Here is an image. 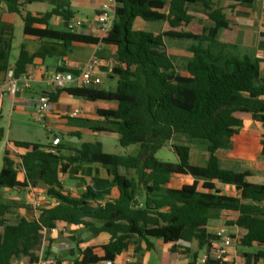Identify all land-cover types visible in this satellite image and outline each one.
I'll return each instance as SVG.
<instances>
[{
  "label": "trees",
  "instance_id": "16d2710c",
  "mask_svg": "<svg viewBox=\"0 0 264 264\" xmlns=\"http://www.w3.org/2000/svg\"><path fill=\"white\" fill-rule=\"evenodd\" d=\"M45 1L0 0V7L22 18L25 36L66 47L75 42L96 45L100 42L98 38L70 31L74 13L69 0H52L53 10L45 14L26 12L29 5ZM217 1H234L248 9L253 3V0H117L113 28L102 40L104 47L115 48L116 64L108 77L118 80L116 89H59L50 94V99L56 101L59 93L65 92L89 102L116 104L114 110H99L100 120L86 121V125L92 132L117 135L121 147L137 146L138 153L108 154L99 141L84 142L68 157L62 155L66 151L62 144L56 148V155L46 151L48 144L15 142L16 148L26 152L14 157L7 148L0 171V189L11 192L42 186L54 204L39 211L25 206L29 218H22L15 215L17 204L4 203L0 198V264H15L22 258L35 264L38 261L35 252L41 249L44 230L60 224L85 227L93 236H109L102 256L87 248L81 251V260L75 259L77 264L113 263L130 244L148 239L161 240L174 253L190 258V264H195L196 254L181 243L197 242L199 249L208 254L215 241L214 235L208 233V224L224 216L236 217L227 225L239 229V246L259 249L245 254L244 264L264 261V183L250 182L249 171L223 168L218 156L219 152L232 149V140L245 123L243 115L264 124V60L235 53L239 49L240 26L222 8H216ZM195 8H199L197 13L192 11ZM54 16L63 18V30L50 26ZM139 19L167 23L168 30L162 33L136 30L134 25ZM10 31L13 33L12 26ZM4 43L0 41V76L10 70L17 78L25 75L39 54L32 55L22 46L11 66L10 46L5 49ZM184 46L191 57L180 68L169 52ZM1 121L0 116V143L5 136ZM177 136L205 143L208 164L193 166L191 149L183 145L171 146L177 163L159 160L157 154ZM262 146L264 159V139ZM83 166H100L109 178L97 174L85 187L81 181L80 192L74 195L65 189L60 177L69 170L73 177ZM176 175L191 176L194 183L171 189L168 185ZM219 184L233 186L236 195L223 194ZM205 264L214 262L207 259Z\"/></svg>",
  "mask_w": 264,
  "mask_h": 264
},
{
  "label": "crops",
  "instance_id": "0c3cea01",
  "mask_svg": "<svg viewBox=\"0 0 264 264\" xmlns=\"http://www.w3.org/2000/svg\"><path fill=\"white\" fill-rule=\"evenodd\" d=\"M52 0H46L45 2L51 5ZM80 7L83 10L91 9L92 13L86 18H76L75 11L72 9V0H69L71 10L74 13V19L70 22V30L73 29L76 25L77 21H82V26L77 29L76 34L83 35L87 38L97 39L98 38V31L96 25L97 14L99 8L101 6L102 0H79ZM230 2L231 6L236 5L238 3L234 1H217L216 8H222L219 6V3ZM30 6V5H29ZM26 12L31 13L28 9ZM242 6H238L239 8ZM224 13L226 14V10ZM52 9L49 11L51 12ZM48 13V12H47ZM36 14H45L42 12L32 13ZM247 14V15H244ZM227 15V14H226ZM228 16V15H227ZM240 18L232 20L239 24L240 32L237 39V44H241L244 46H254L257 50L256 57L264 60V0H253L252 7L250 9L245 8V11L239 15ZM20 20L23 23L24 29V22L21 17L14 16L8 14L4 6L0 7V41L4 40L5 42H12L14 33H11L10 27L12 26L13 32L15 29V25L17 21ZM138 21V20H137ZM135 22L134 28L137 29V23ZM165 25V28L162 32L168 30V24L161 22ZM2 24L5 25V28L2 27ZM50 26L56 30H63L64 29V21L62 17L54 16L50 20ZM142 31V30H141ZM147 32V31H146ZM156 32V33H162ZM155 33V32H151ZM17 42V41H16ZM5 44V43H4ZM22 46H25L27 50L32 54H39V56L33 59L31 65L27 68L26 75L32 77V82L29 84V87L23 81L19 82V89L20 92L17 96H11L7 91L4 92L3 97L0 98V110H1V118L3 119L6 117L8 119L7 131L4 129V126L1 127L4 130V140L0 143L1 150H0V171L3 168V159L4 153L7 148L10 149L12 157L17 155L25 154V150L16 148L14 143L15 142H23V143H31L30 141H26L29 139H12L11 135L13 134V127H14V118L16 115L19 116H27L26 110H32V116L35 117V113L39 121V117L36 112V106L43 95L50 96V94H56L59 89L53 87L49 82L48 78L52 76V74L58 70H64L68 72L77 73L80 68L85 66V64L89 61L93 54L97 53V56L100 58L102 62L101 67V85L97 87L98 90H105L104 83L102 76H108L112 67L116 64L114 62V54L115 48L110 47H102L100 51H97V45L94 43H71L68 47L61 43H56L51 40H38L35 37L23 36L21 38L20 44H18V54L17 58L14 59V62L11 63L10 61V54H9V64L14 66L16 63L20 50ZM7 48V47H6ZM11 49V45H10ZM10 51V50H9ZM264 78V73L262 74ZM5 79V74L0 76V83ZM111 79V78H110ZM114 84L116 82L115 87H110L109 90L114 91L117 87L118 80L116 78H112ZM70 88H81L78 83L70 84L67 86L66 89ZM116 104L114 103H107V102H89L84 99H80L77 97L70 96L65 92L59 93L56 101H53L50 107V110L43 116V125H46L44 130L48 136V142L50 141V137L59 136L62 140V145L66 147V151H63L65 156L68 153L75 154V150H78L84 142H96L100 141L97 137L100 133L92 132L89 127L86 125V121L88 122H95L100 120L98 116L99 110H114L116 109ZM79 111L80 114L76 118H70V114L74 111ZM36 118V117H35ZM22 119V118H19ZM2 122V121H1ZM248 125V124H247ZM251 131L248 134L241 129H250ZM239 130V134L236 135L232 142L235 139H239L240 143L237 150H234L232 153L234 156L230 158L228 164L223 163V159L218 153L220 164L225 169H231L230 164L233 161L237 160H244L246 158L258 159L261 156V152L263 149L262 140L264 139V124L258 122H251L249 128H245V123L243 128ZM76 134H79L80 137H77ZM78 138V140L76 139ZM119 140V138H118ZM48 144V143H47ZM170 146L173 145H183L188 146L191 149V164L193 166L205 167L209 161V153L207 152V147L200 144H188V143H178L176 139L172 140L169 143ZM137 147V146H132ZM131 148V147H128ZM138 153V147L137 152ZM236 154V155H235ZM135 155H124V156H135ZM225 160V159H224ZM76 166L74 165L71 170H75ZM249 171V170H243ZM241 171V172H243ZM251 172V171H249ZM124 173V172H123ZM99 175L102 178H109L107 171L100 166H83L78 168L76 174L72 177V173L69 170L63 178H70L71 184L69 187H76L74 185H78L81 181L84 182V187L90 185V179L94 178L96 175ZM252 174V172H251ZM133 175V173H131ZM130 175V176H131ZM256 175V174H255ZM253 174L250 179H252ZM73 178V179H72ZM194 183V178L191 176H179L176 175L172 178L170 184L168 185L171 189H180L184 185H192ZM261 184L264 183V180L260 182ZM228 189V192L225 193L222 191L223 194L228 196L236 195L235 188L233 186L222 185ZM42 187V186H41ZM78 187V186H77ZM68 187H65L67 189ZM44 192L46 189L42 187ZM78 189H81L78 187ZM18 195H17V194ZM8 194V202L15 203L16 201H25L27 200V195L21 193L20 190H15L11 192H7ZM23 195V199L21 197ZM6 194H3L5 197ZM114 196L117 197V191H114ZM16 216H20L22 218H29V214L24 208H20L15 212ZM236 217H221L220 219L212 220L208 224V233L214 235V233L226 227L231 232L234 238H237L239 235V229L236 226H228V222L235 221ZM226 224V225H225ZM228 226V227H227ZM80 227L74 229L78 230ZM68 236V235H67ZM67 236H48L47 243L45 246V253L46 255H54L58 261L66 262L68 260L77 259L80 257V253L82 250L87 248H91L93 254L100 257L102 256V248L109 242V236L106 234L100 236H93V239L90 241L81 242L79 245H76L73 242H70L62 237ZM181 245L188 246L192 254H196L195 264H203L202 260L203 257L206 255V250H200L198 247L197 242L192 244H184ZM258 248L254 246L252 248H246L237 246L236 252L226 260L225 264H244V255L255 253L254 248ZM76 251L75 257H72L73 252ZM259 251V249H258ZM257 251V252H258ZM41 249L35 252L37 257L40 256ZM27 259V258H26ZM131 259V261H128ZM191 259L180 257L178 254L174 253L171 250V246L164 244L161 240L158 239H148L145 240H136L135 243L130 244L127 251L123 254L118 256L115 261L111 264H190ZM214 262V261H212ZM105 263V262H101ZM100 264V263H99ZM214 264H219L214 262ZM258 264H264V261H260Z\"/></svg>",
  "mask_w": 264,
  "mask_h": 264
},
{
  "label": "rangeland",
  "instance_id": "374dc122",
  "mask_svg": "<svg viewBox=\"0 0 264 264\" xmlns=\"http://www.w3.org/2000/svg\"><path fill=\"white\" fill-rule=\"evenodd\" d=\"M80 1L79 0H72V9L75 11L76 18H86V16L90 15L92 13L91 9L83 10V8L80 7L79 5ZM222 8L226 10V14L228 15L229 19L235 20L237 18H240L239 15L242 14L245 11L244 7H239L236 9H231V3L230 2H225V3H219ZM52 9L49 3L44 2V3H35L29 6V11L31 13H36V12H42V13H47ZM194 13H197L199 11V8H195V10H192ZM137 29H140L142 31H147V32H162L163 29L165 28V25L161 22L159 23H153V22H144L142 20L137 21ZM14 35H13V40L12 42L8 41L4 44V48L7 47L8 45H11V49L9 51L10 54V61L11 63L14 62V59L17 58L18 54V44H20L21 38L23 36V23L22 21L18 20L15 29H14ZM17 41V42H16ZM239 49L235 51L236 54L241 55L243 53H247L253 58L256 57V48L254 46H244L241 44H238ZM6 49V48H5ZM169 54L173 56L176 59V64L178 67H183L186 63V60L191 57V54L187 51L186 46L181 47V48H173L170 50ZM103 83H104V89L106 91H109L110 87H115L116 82L114 84V81L110 79L108 76L103 75L102 76ZM27 111V116H19L16 115L14 118V127L12 131V139H29L26 141H30L33 144L36 145H41L45 146L48 143V136L46 131L43 128V123L38 122L36 113L35 117L32 116V110H26ZM22 118V119H19ZM242 118L245 120V128H249V125L251 122V117L248 115H243ZM2 126H4V129L7 131V124H8V119L4 117L1 122ZM248 124V125H247ZM252 128L246 129H241L244 133L246 132L248 134L249 131H251ZM52 137H50L51 139ZM100 141L104 143V152L108 154H113V155H135L137 152V147H131V148H123L119 144L118 136L114 134H100L97 137ZM176 141L178 143H188L191 145L194 144H202L204 147L206 146L205 143L199 142V141H193L187 137L183 136H177ZM240 140L237 138L232 142V149L228 151H221L219 152L220 156L223 159L224 164H228V161L230 158H232L233 151L238 149ZM80 149V148H79ZM78 149V150H79ZM1 150V146H0ZM68 153L66 156L64 152H62V155L65 157H68ZM236 155V154H235ZM157 158L159 160L165 161V162H170V163H177L178 162V157L172 151L171 146H167L164 149H162L158 154ZM225 159V160H224ZM230 167L234 171L241 172L243 170H249L252 172L253 177L250 179V182L254 184H261L260 182L264 180V159L260 156L257 160L254 158L251 160V158H246L244 160H237L233 161V163L230 164ZM256 174V175H255ZM62 179V184L64 187H68L67 189L74 195H77L80 192V189H78V185H74L76 187L70 188L69 186L71 184L70 178H63V176L60 177V180ZM78 186V187H77ZM218 187L224 191L225 193L228 192V189L222 185H218ZM39 190L43 191L41 186L37 187ZM72 190V191H71ZM7 192H10L6 189H0V198L4 203H8V194ZM24 195H27V192L21 191ZM45 193V192H44ZM3 194H6L5 197H3ZM17 194V193H16ZM18 195V194H17ZM21 197L23 199V195L21 194ZM15 204L19 208H24L27 206L28 208L32 209L31 206L27 204V200L25 201H16ZM226 225V224H225ZM228 227V226H227ZM63 239H66L70 242L75 243L76 245H79L81 242L85 241H90L93 239V235L90 233V231L85 228V227H80L78 230L75 231H70L69 236L67 237H62ZM254 251L257 252L258 248H254ZM76 252V251H75ZM76 253H73L72 257H75Z\"/></svg>",
  "mask_w": 264,
  "mask_h": 264
},
{
  "label": "built area",
  "instance_id": "2783aa9c",
  "mask_svg": "<svg viewBox=\"0 0 264 264\" xmlns=\"http://www.w3.org/2000/svg\"><path fill=\"white\" fill-rule=\"evenodd\" d=\"M118 7L117 0H102L101 6L99 8L96 25L98 31L99 43L97 44V51H100L103 47L102 40L104 37L112 30L115 19H116V9ZM82 21H77L76 25L70 31L76 34L77 29L82 26ZM102 62L97 56V53L93 54L89 61L79 69L77 73L68 71H56L48 78V82L56 89H66L68 85L78 83L81 88H97L101 85L102 81L100 78ZM32 77L22 75L17 78L12 70L5 74V79L0 86V98L3 97L5 91H7L11 96H17L20 92L19 82L23 81L27 87L32 82ZM52 101L50 96L43 95L39 99L36 112L39 117V121L43 122V116L50 110ZM80 112L74 111L70 114V118L78 117ZM1 116V110H0ZM46 128V125H43ZM62 144L61 138L59 136H52L48 142L49 148L47 152L56 155L58 151L56 150ZM62 181V179L60 180ZM27 192V204L31 206L32 210L39 211L51 207L54 201L46 196V194L39 190L38 188L29 186L26 190ZM72 191V190H71ZM77 226H67L60 224L50 230H44L43 242L41 246V253L38 257V261L35 264H59L58 259L54 255H46L45 246L47 243L48 236H69L70 231H74ZM215 241L208 254L203 257L202 263L205 264L207 259L217 262L219 264H225L235 252L238 246L237 238H234L228 228L223 227L214 233ZM83 257L80 255L79 260ZM128 261H131L129 259ZM15 264H29L28 259L22 258L15 261ZM61 264H77L75 259L62 262ZM100 264H111L109 262Z\"/></svg>",
  "mask_w": 264,
  "mask_h": 264
},
{
  "label": "water",
  "instance_id": "95a60500",
  "mask_svg": "<svg viewBox=\"0 0 264 264\" xmlns=\"http://www.w3.org/2000/svg\"><path fill=\"white\" fill-rule=\"evenodd\" d=\"M6 48V47H5ZM78 140V138H76ZM79 141V140H78Z\"/></svg>",
  "mask_w": 264,
  "mask_h": 264
}]
</instances>
